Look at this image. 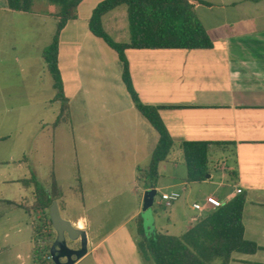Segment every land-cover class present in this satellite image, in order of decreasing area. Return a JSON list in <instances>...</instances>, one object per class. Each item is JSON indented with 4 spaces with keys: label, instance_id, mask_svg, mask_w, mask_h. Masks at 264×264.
I'll list each match as a JSON object with an SVG mask.
<instances>
[{
    "label": "crops",
    "instance_id": "1",
    "mask_svg": "<svg viewBox=\"0 0 264 264\" xmlns=\"http://www.w3.org/2000/svg\"><path fill=\"white\" fill-rule=\"evenodd\" d=\"M102 1L83 0L77 19L68 22L60 33L58 68L70 117L54 129L67 125L73 133L81 131L88 165L104 169L79 175L77 185L70 189L72 198L62 196L56 177L42 186L48 191L57 185L59 212L62 209L64 219L87 233V253L74 264L89 258L91 264H144L137 246L138 223L127 230L128 222L141 218L147 233L182 236L207 214L194 210L193 204L214 197L195 198L192 188L212 182L215 175L220 176L215 191L219 199L244 195V238L260 248L253 255L233 253L229 264H264V0H199L204 5L195 12L212 42L209 50L125 51L141 102L160 109L174 143L167 160L159 164L155 190L159 177L165 178L164 189L180 197L170 207L160 200L157 205L162 208L152 211L151 224L142 219L140 201L127 221L101 236L98 215L117 216L126 210L121 199L126 193L136 204L138 191L149 188L138 183L137 170L149 165L159 139L125 89L116 52L88 31L92 10ZM3 5L1 9L9 11L6 0ZM32 11L35 15L33 7ZM118 12L119 8L103 18L110 32H114L109 26ZM50 14L36 15L54 20ZM5 140L0 137V143ZM184 141L211 143L209 161L219 160L221 164L210 171L209 179L186 182L179 149ZM99 148L104 151L96 155ZM12 160L11 155L0 153V264H33L38 216L29 212L33 187L25 182L36 180L37 172L30 169L25 158ZM113 199L119 200L117 208L103 209ZM85 213L92 215L87 218Z\"/></svg>",
    "mask_w": 264,
    "mask_h": 264
},
{
    "label": "trees",
    "instance_id": "2",
    "mask_svg": "<svg viewBox=\"0 0 264 264\" xmlns=\"http://www.w3.org/2000/svg\"><path fill=\"white\" fill-rule=\"evenodd\" d=\"M35 0H6L11 12L32 14ZM55 7L57 12L49 15L56 21L53 42L43 51V59L53 79L55 91L54 102L60 103V112L54 126L64 121L68 112V100L64 96L63 83L58 68L59 37L68 22L77 19V9L83 0H42ZM204 5L199 0H103L91 13L88 20V31L95 38L103 41L116 52L122 65L121 79L125 89L141 116L157 132L159 139L152 153L150 163L137 170V181L145 188L156 187L159 164L166 161L172 148L173 140L169 135L160 115L159 108L145 105L136 92L125 51L134 50H209L212 42L200 23L195 9ZM124 7L128 38L117 42L114 32L107 30L103 18L114 10ZM209 142H188L179 144L187 171V183H201L221 161H209ZM220 145V144H219ZM150 182L147 184V182ZM32 185L34 203L29 212H41L43 218L38 220L50 228L49 207L58 199V187L46 190L35 179L26 181ZM245 197L237 194L222 207L208 212L204 218L180 237L161 234L155 231L145 232L138 224L140 240L137 244L144 264H229L233 253L253 255L260 248L244 238L242 224ZM47 212L46 216L45 213ZM34 235L35 227H34ZM40 237V234L36 238ZM44 239V246L38 247L37 254H32L35 264H47L44 259L51 260L49 237ZM50 252V251H49ZM37 260V261H36Z\"/></svg>",
    "mask_w": 264,
    "mask_h": 264
},
{
    "label": "rangeland",
    "instance_id": "3",
    "mask_svg": "<svg viewBox=\"0 0 264 264\" xmlns=\"http://www.w3.org/2000/svg\"><path fill=\"white\" fill-rule=\"evenodd\" d=\"M3 3L4 0H0V137L6 140L0 143V153L6 156L11 155L12 161L15 162L25 158L30 169L33 172L36 170V181L43 187L50 183L51 178L56 177L58 180L56 182L62 189H60L62 196L67 199L72 198L70 189H74L72 187L77 185L76 178L89 172L97 173L96 168L97 171L102 172L104 166L91 167L88 165V149L83 146L80 140L81 131L73 133L67 125H62L57 130L54 129L60 105L54 102L53 79L42 54L53 42L56 22L37 15L47 12L55 14L57 7L46 1L35 0L33 9L37 15H31L4 11L1 9L4 6ZM124 10V7L119 8V12L113 19L115 22L109 26V28H115L112 38L117 42H124L128 38L125 33L127 27ZM64 56L65 54L62 55V59ZM69 117V114L65 115L66 119ZM104 146L103 143L102 149ZM102 149H96L95 154H101L104 151ZM164 179L159 177V188L154 198V204L142 214L145 223L151 224L152 211L155 212L162 208L157 205L161 200V193L170 192L168 189H164V185H166ZM219 180L220 176L215 175L212 182L195 184L196 186L192 188L193 194L197 195L195 198L213 194L215 198L219 199L220 197L215 192L218 189ZM148 183L150 185L149 181ZM144 193L138 191L135 196L136 204L134 197L127 196L126 193L125 197L121 198L126 210L118 213L117 216L106 218L103 212H100L98 222L102 229L98 231V235L102 236L121 222L127 221L126 217L132 213L137 203L141 201L143 206ZM15 199L19 203L25 202L23 206L27 205L26 201L17 197ZM114 200L111 201L112 205L108 204L103 209L117 208L119 200ZM33 203L34 201L32 205ZM60 213L63 218L65 215L62 213V209ZM46 214L47 212L45 216ZM114 214L111 213V215ZM36 215L38 219L35 223V236L40 234V237L34 240L32 254H37L36 249L46 244L41 237H49L50 242H54L56 237L47 224L44 225L38 221L43 218V214L38 212ZM84 215L88 218L92 214L85 213ZM137 223L142 225L141 218L129 221L126 229L134 228ZM67 245L75 248L78 243L67 241ZM44 262L50 264V261L46 259ZM62 262L65 263V261ZM13 264H19V262ZM81 264H91L90 258Z\"/></svg>",
    "mask_w": 264,
    "mask_h": 264
},
{
    "label": "water",
    "instance_id": "4",
    "mask_svg": "<svg viewBox=\"0 0 264 264\" xmlns=\"http://www.w3.org/2000/svg\"><path fill=\"white\" fill-rule=\"evenodd\" d=\"M210 178L209 175L206 177ZM157 194L155 188L150 187L144 193L142 211H146L153 206L154 198ZM52 228L56 234L55 240L50 248V257L54 264H74L87 253V233L84 230L74 228L66 219L62 218L59 207L54 201L48 210ZM67 241L79 242V248L73 249L67 245ZM66 260L65 263L61 260Z\"/></svg>",
    "mask_w": 264,
    "mask_h": 264
},
{
    "label": "built area",
    "instance_id": "5",
    "mask_svg": "<svg viewBox=\"0 0 264 264\" xmlns=\"http://www.w3.org/2000/svg\"><path fill=\"white\" fill-rule=\"evenodd\" d=\"M179 197L180 196L177 192L161 193V202H163L166 207H170L179 199ZM233 198L228 196L223 199H217L215 197L208 196L204 199L202 204L195 203L192 207L199 213H208L222 207L224 204L230 202Z\"/></svg>",
    "mask_w": 264,
    "mask_h": 264
},
{
    "label": "flooded vegetation",
    "instance_id": "6",
    "mask_svg": "<svg viewBox=\"0 0 264 264\" xmlns=\"http://www.w3.org/2000/svg\"><path fill=\"white\" fill-rule=\"evenodd\" d=\"M79 248V242H78V246L77 247H75V248H73V249H78ZM62 261H66L65 259L64 260H61V262Z\"/></svg>",
    "mask_w": 264,
    "mask_h": 264
}]
</instances>
